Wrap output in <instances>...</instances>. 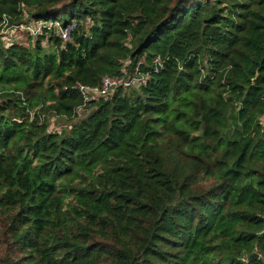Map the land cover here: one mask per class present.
I'll return each instance as SVG.
<instances>
[{"label":"trees","instance_id":"16d2710c","mask_svg":"<svg viewBox=\"0 0 264 264\" xmlns=\"http://www.w3.org/2000/svg\"><path fill=\"white\" fill-rule=\"evenodd\" d=\"M0 264H264V0H0Z\"/></svg>","mask_w":264,"mask_h":264},{"label":"built area","instance_id":"2783aa9c","mask_svg":"<svg viewBox=\"0 0 264 264\" xmlns=\"http://www.w3.org/2000/svg\"><path fill=\"white\" fill-rule=\"evenodd\" d=\"M36 25H39L42 29L43 27L47 29H57L58 35L62 37V39H69L70 31L72 30L73 25H68L65 28H61L58 22H35ZM147 78L146 74L137 71L132 76H105L101 79L98 85L88 86L80 83L75 84V88L82 95V105L79 107L82 109L85 105H87L95 96L106 95L109 92L114 91L118 87H122L124 89H128L131 87H139L145 82Z\"/></svg>","mask_w":264,"mask_h":264},{"label":"rangeland","instance_id":"374dc122","mask_svg":"<svg viewBox=\"0 0 264 264\" xmlns=\"http://www.w3.org/2000/svg\"><path fill=\"white\" fill-rule=\"evenodd\" d=\"M8 24L3 29V35L2 38L5 43L9 44L11 41H17L21 44H32L33 40H35L33 37H36L42 29L39 25H36L35 22H28L26 20L25 23H23L21 26L18 27H10L8 28ZM31 37V38H30ZM42 45L44 48L48 49V45L46 43V40L42 42ZM81 111V110H80ZM52 111H48L42 114L41 117L47 119L49 122L48 129L50 130H56L58 127H63L65 125H68V121L65 120L63 117H54Z\"/></svg>","mask_w":264,"mask_h":264},{"label":"water","instance_id":"95a60500","mask_svg":"<svg viewBox=\"0 0 264 264\" xmlns=\"http://www.w3.org/2000/svg\"><path fill=\"white\" fill-rule=\"evenodd\" d=\"M253 256H258L256 253H254V254H252V255H250V257H253Z\"/></svg>","mask_w":264,"mask_h":264}]
</instances>
